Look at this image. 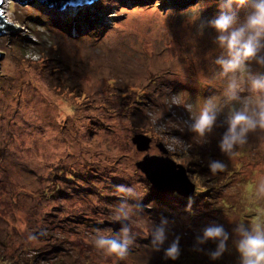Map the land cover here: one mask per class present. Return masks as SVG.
<instances>
[{
    "label": "rangeland",
    "instance_id": "374dc122",
    "mask_svg": "<svg viewBox=\"0 0 264 264\" xmlns=\"http://www.w3.org/2000/svg\"><path fill=\"white\" fill-rule=\"evenodd\" d=\"M217 2L93 0L56 9L1 0L0 15L17 30L0 33V264H236L234 252L210 262L190 250L209 223L223 224L230 239L235 224L228 220L264 223V196L255 194L264 139L252 134L228 158L217 148L222 129L200 144L186 128L187 105L195 112L223 86L206 59L214 33L197 35L193 22L199 5L200 18L210 19ZM247 11L237 14L243 19ZM137 133L150 138L145 150L131 141ZM145 154L185 168L194 214L185 211L189 197L151 186L136 167ZM209 158L226 169L210 174ZM119 185L144 195L129 201L137 235L115 260L92 240L118 230L104 222L121 201ZM162 215L174 221L163 247L180 236L176 261L149 245L146 233Z\"/></svg>",
    "mask_w": 264,
    "mask_h": 264
},
{
    "label": "clouds",
    "instance_id": "9594fccd",
    "mask_svg": "<svg viewBox=\"0 0 264 264\" xmlns=\"http://www.w3.org/2000/svg\"><path fill=\"white\" fill-rule=\"evenodd\" d=\"M244 7L248 11L241 19L237 13ZM217 8L213 17L201 19L199 5L193 22L199 21L197 35H203L205 29L214 33L206 59L223 86L219 96L203 98L195 112H191V104L187 105L190 122L186 128L199 138L200 144L209 143L214 130L222 129L217 148L223 156L232 158L237 155V148L249 143L252 134L264 139V0H218ZM191 159L190 154L185 163H190ZM226 167L221 159L207 161L212 175L223 172ZM117 191L122 198L112 212V219L119 222L120 227L115 232L97 233L92 243L102 255L122 260L137 235L133 231L134 213L129 201H141L144 192L125 185H119ZM255 194L264 196V179L257 181ZM192 204L193 198L189 197L185 205L189 215L194 214ZM139 207L137 203L136 208ZM228 221L235 224L231 239L223 224L212 222L194 235L190 250L205 254L210 262L234 252L236 264H264V223ZM173 224L174 221L162 215L158 222H152L146 233L152 251L163 249L161 258L164 261H176L181 255L179 235L163 247L172 235ZM208 243L214 247L206 249L204 245Z\"/></svg>",
    "mask_w": 264,
    "mask_h": 264
},
{
    "label": "water",
    "instance_id": "95a60500",
    "mask_svg": "<svg viewBox=\"0 0 264 264\" xmlns=\"http://www.w3.org/2000/svg\"><path fill=\"white\" fill-rule=\"evenodd\" d=\"M24 1L28 2L29 0ZM39 1L46 5L54 6L56 9H64L66 3L73 6L87 5L93 0ZM16 30L17 28L15 26L5 21L0 15V33H11L15 32ZM131 141L133 144H135L137 150L142 151L148 147L150 138L144 134L137 133L131 138ZM158 147L163 153H166V150L161 145H158ZM136 167L145 175L147 181L158 192H175L184 198L191 197L194 193L195 186L187 177L185 168L181 164L175 163L168 156L145 154L140 160L136 162ZM104 224L110 226L113 231L119 229L120 227L119 222L114 220L105 221ZM37 235L42 236L39 233Z\"/></svg>",
    "mask_w": 264,
    "mask_h": 264
},
{
    "label": "trees",
    "instance_id": "16d2710c",
    "mask_svg": "<svg viewBox=\"0 0 264 264\" xmlns=\"http://www.w3.org/2000/svg\"><path fill=\"white\" fill-rule=\"evenodd\" d=\"M96 29H98V27H96Z\"/></svg>",
    "mask_w": 264,
    "mask_h": 264
}]
</instances>
